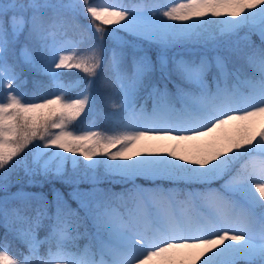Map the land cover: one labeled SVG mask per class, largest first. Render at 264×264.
I'll return each instance as SVG.
<instances>
[{
    "label": "snow or ice",
    "instance_id": "6c2138e0",
    "mask_svg": "<svg viewBox=\"0 0 264 264\" xmlns=\"http://www.w3.org/2000/svg\"><path fill=\"white\" fill-rule=\"evenodd\" d=\"M0 228V264H264V0H0Z\"/></svg>",
    "mask_w": 264,
    "mask_h": 264
},
{
    "label": "trees",
    "instance_id": "16d2710c",
    "mask_svg": "<svg viewBox=\"0 0 264 264\" xmlns=\"http://www.w3.org/2000/svg\"><path fill=\"white\" fill-rule=\"evenodd\" d=\"M152 55H153V57H154V53H152ZM74 75H79V76H81V77H83V73L82 72H77V70H75V69H73L72 70V74H70V75H66V77L68 78V79H72L73 78V76ZM28 79H29V83L26 85V87H25V91H27L28 93H29V95L31 94V92L33 91V85H32V80L33 79H37V80H41L45 85L48 83L47 82V80H46V78H44V77H42V76H32L31 74H29V76H28ZM69 167H70V165H69ZM18 174L20 175V176H23V171L22 170H18ZM21 187H23L24 188V190L25 191H40V189L39 188H28L27 186H26V184L25 185H21V184H14L13 186H12V191L13 192H15L18 188H21ZM57 187H61L59 184H57ZM61 190L63 191L64 189L63 188H61ZM121 190V187H120V185L119 184H117V185H115V187H114V191H117V192H119ZM45 191H47L46 189H45ZM2 235H3V229L2 228H0V237H2Z\"/></svg>",
    "mask_w": 264,
    "mask_h": 264
},
{
    "label": "rangeland",
    "instance_id": "374dc122",
    "mask_svg": "<svg viewBox=\"0 0 264 264\" xmlns=\"http://www.w3.org/2000/svg\"><path fill=\"white\" fill-rule=\"evenodd\" d=\"M96 2H99V0H96ZM64 80H65V82L70 81V79H68L66 76H65ZM144 186L148 187V186H150V185L145 184Z\"/></svg>",
    "mask_w": 264,
    "mask_h": 264
}]
</instances>
